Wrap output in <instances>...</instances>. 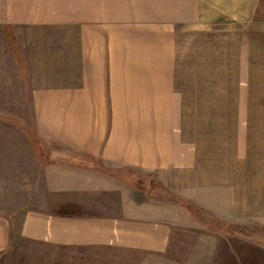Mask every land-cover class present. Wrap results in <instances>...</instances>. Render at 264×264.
Returning a JSON list of instances; mask_svg holds the SVG:
<instances>
[{
  "label": "rangeland",
  "instance_id": "374dc122",
  "mask_svg": "<svg viewBox=\"0 0 264 264\" xmlns=\"http://www.w3.org/2000/svg\"><path fill=\"white\" fill-rule=\"evenodd\" d=\"M203 4L202 29L173 35L186 66L185 141L200 170L185 172L178 192L157 176L122 170L176 203L158 208L175 220L163 254L105 249L95 256L22 234L24 215L34 210L18 204L26 171L50 153L81 151L66 138L80 137L82 122L99 113L82 112L80 80L66 72L82 50L80 27L0 24V264H264V0Z\"/></svg>",
  "mask_w": 264,
  "mask_h": 264
},
{
  "label": "crops",
  "instance_id": "0c3cea01",
  "mask_svg": "<svg viewBox=\"0 0 264 264\" xmlns=\"http://www.w3.org/2000/svg\"><path fill=\"white\" fill-rule=\"evenodd\" d=\"M59 1L0 0L1 25L81 28L82 50L69 58L66 72L80 80L82 112L99 113L92 124L87 117L82 122L80 137L66 138L81 151L50 153L49 162L26 171L27 194L18 204L34 210L25 213L22 234L89 248L95 256L105 249L163 254L175 220L158 208L176 203L156 195L154 183L137 185L122 170L157 176L177 192L185 172L200 170L195 161L201 159L185 141L180 83L186 66L173 35L202 29L203 0ZM22 43L20 37L24 52ZM175 175L182 181L171 179Z\"/></svg>",
  "mask_w": 264,
  "mask_h": 264
}]
</instances>
